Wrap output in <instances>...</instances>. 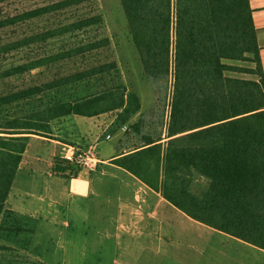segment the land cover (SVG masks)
Segmentation results:
<instances>
[{
  "label": "trees",
  "instance_id": "trees-1",
  "mask_svg": "<svg viewBox=\"0 0 264 264\" xmlns=\"http://www.w3.org/2000/svg\"><path fill=\"white\" fill-rule=\"evenodd\" d=\"M119 2L144 77L151 83L171 78L172 97L165 143L145 136L142 145L111 163L191 220L264 251V78L249 0ZM102 21L96 0H0V83L106 49L108 38L98 39ZM18 54L21 60L14 63ZM115 70L113 62L93 64L0 94L4 240L30 233L7 209V200L32 136L49 139L51 123L61 118L112 114L116 131L141 109L139 97L111 79L83 97L41 101L28 111L24 106L67 86L103 82ZM227 72L259 80L234 79ZM20 105L19 113L11 112ZM15 252L0 240V264H25L6 259Z\"/></svg>",
  "mask_w": 264,
  "mask_h": 264
},
{
  "label": "rangeland",
  "instance_id": "rangeland-1",
  "mask_svg": "<svg viewBox=\"0 0 264 264\" xmlns=\"http://www.w3.org/2000/svg\"><path fill=\"white\" fill-rule=\"evenodd\" d=\"M96 8L103 20L98 39L108 38L106 49L84 61H67L7 80L0 83V94L39 85L93 64L113 62L116 70L103 82L67 86L28 103L25 110L39 108L41 101L86 96L101 84H109V79L135 93L141 109L125 125V131H112V114L87 122L93 123L92 132L82 137L83 141L76 136L80 134L78 117L53 121L55 131L52 129L49 139L32 136L7 200V209L30 233L16 241L0 237L16 251L12 257L6 254V259L25 264H264L263 252L189 221L159 201L162 197L145 185L99 164L98 159L142 145L145 136L163 138L161 143H165L172 79L151 83L144 77L119 0H96ZM21 56L12 61L19 62ZM21 110L20 105L11 112ZM135 124L137 128L131 127ZM63 133L60 139L54 137ZM48 140H60L63 145ZM70 149L72 158L68 160L65 157ZM79 155L92 157L95 170L76 164ZM71 166L80 168L68 173Z\"/></svg>",
  "mask_w": 264,
  "mask_h": 264
},
{
  "label": "crops",
  "instance_id": "crops-1",
  "mask_svg": "<svg viewBox=\"0 0 264 264\" xmlns=\"http://www.w3.org/2000/svg\"><path fill=\"white\" fill-rule=\"evenodd\" d=\"M249 4H250V7L253 11L252 13V17H253V24L256 28V35H257V45L259 47V61H260V65H261V69H262V72H263V78H264V0H249ZM225 64H228V65H231V66H235V67H240V68H246V69H254L255 68V64L254 63H249V62H239V61H225ZM226 76L227 77H230V78H234V79H240V80H249V81H258L259 80V77L257 75H248V74H242V73H232V72H227L226 73ZM104 116V115H103ZM101 117V116H100ZM100 117H96V118H82V117H78V121H79V124L80 126L77 127V131H79V135L76 134V136H79V140H84V138L82 137H89V135L91 134L92 132V124L93 123H87L89 122L90 120H94V119H98ZM67 118V117H66ZM62 119V118H61ZM52 126V129L53 131H55V128L53 126V124H51ZM87 127H90V131H84L85 128ZM56 134V133H55ZM64 136V133L63 134H60L58 136H54V137H58L60 139V137ZM64 138V137H63ZM65 140H67L66 138H64ZM46 140V139H45ZM49 142H52L56 145L60 144V145H63L60 143V140L57 141V140H48ZM70 141V140H68ZM86 141V140H85ZM78 142V140H77ZM75 148V147H74ZM69 152L66 153V155L68 154ZM121 152H118L114 155H110L108 156L107 158L105 159H98V162L101 166H106V167H110L112 169H114L115 171H119L121 173H125L126 175L129 176L130 179H133V181H135L136 183H140L137 179H135L134 177H132L131 175H129L127 172H125L124 170L116 167L115 165H113L111 163V161L118 155L120 154ZM72 167V166H71ZM79 166H78V169L76 168H73L72 167V170L68 171L69 172H72L74 173V171H78L79 170ZM121 184V182H120ZM141 185H143L142 183H140ZM153 192V191H152ZM156 196H159L158 194L154 193ZM159 201H162V203H165L166 205L169 206V208L171 207L172 209H174L178 214L182 215L184 218L188 219L189 221H192L194 223H197L193 220H191L190 218H188L186 215H184L183 213H181L180 211H178L177 209H175L173 206H171L169 203H167L163 198H160ZM199 224V223H197ZM201 225V224H199ZM201 226H204V225H201ZM205 227V226H204ZM208 228V227H207ZM210 229V228H209ZM214 231V230H213ZM217 232V231H216ZM219 233L220 235H223V233H220V232H217ZM225 235V234H224ZM234 239V238H233ZM257 251H261L257 248H255ZM264 253V251H261Z\"/></svg>",
  "mask_w": 264,
  "mask_h": 264
},
{
  "label": "built area",
  "instance_id": "built-area-1",
  "mask_svg": "<svg viewBox=\"0 0 264 264\" xmlns=\"http://www.w3.org/2000/svg\"><path fill=\"white\" fill-rule=\"evenodd\" d=\"M123 131H125L127 129L126 126H123L121 128ZM110 137L107 136L106 139L108 140ZM93 158L89 157V156H82L79 155L78 158L76 159V164L82 165L83 167L89 169L90 171H94L95 167H96V162L93 163ZM95 161V160H94Z\"/></svg>",
  "mask_w": 264,
  "mask_h": 264
},
{
  "label": "clouds",
  "instance_id": "clouds-1",
  "mask_svg": "<svg viewBox=\"0 0 264 264\" xmlns=\"http://www.w3.org/2000/svg\"><path fill=\"white\" fill-rule=\"evenodd\" d=\"M65 158L68 159V160H71V158H72V151H71V149L69 150V153L66 155ZM77 179H79V182L80 183H83L85 185L90 184V181L84 180V179H81V178H74V181L77 180Z\"/></svg>",
  "mask_w": 264,
  "mask_h": 264
},
{
  "label": "water",
  "instance_id": "water-1",
  "mask_svg": "<svg viewBox=\"0 0 264 264\" xmlns=\"http://www.w3.org/2000/svg\"><path fill=\"white\" fill-rule=\"evenodd\" d=\"M72 167H73V168H76V169L78 168L77 166H72Z\"/></svg>",
  "mask_w": 264,
  "mask_h": 264
}]
</instances>
